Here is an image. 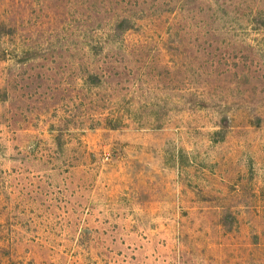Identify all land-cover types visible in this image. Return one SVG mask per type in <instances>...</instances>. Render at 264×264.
Here are the masks:
<instances>
[{
    "label": "rangeland",
    "instance_id": "obj_1",
    "mask_svg": "<svg viewBox=\"0 0 264 264\" xmlns=\"http://www.w3.org/2000/svg\"><path fill=\"white\" fill-rule=\"evenodd\" d=\"M0 264H264V0H0Z\"/></svg>",
    "mask_w": 264,
    "mask_h": 264
},
{
    "label": "trees",
    "instance_id": "obj_2",
    "mask_svg": "<svg viewBox=\"0 0 264 264\" xmlns=\"http://www.w3.org/2000/svg\"><path fill=\"white\" fill-rule=\"evenodd\" d=\"M92 78H96L95 75H92ZM93 80H94V79H93ZM92 82H94V81H92Z\"/></svg>",
    "mask_w": 264,
    "mask_h": 264
}]
</instances>
